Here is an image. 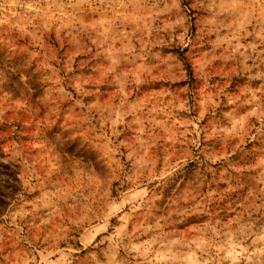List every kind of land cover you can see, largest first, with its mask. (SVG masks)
Listing matches in <instances>:
<instances>
[{"label":"rangeland","instance_id":"obj_1","mask_svg":"<svg viewBox=\"0 0 264 264\" xmlns=\"http://www.w3.org/2000/svg\"><path fill=\"white\" fill-rule=\"evenodd\" d=\"M0 264H264V0H0Z\"/></svg>","mask_w":264,"mask_h":264},{"label":"clouds","instance_id":"obj_2","mask_svg":"<svg viewBox=\"0 0 264 264\" xmlns=\"http://www.w3.org/2000/svg\"><path fill=\"white\" fill-rule=\"evenodd\" d=\"M26 79H27V77L25 75L21 74V80H26Z\"/></svg>","mask_w":264,"mask_h":264}]
</instances>
